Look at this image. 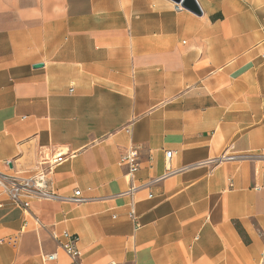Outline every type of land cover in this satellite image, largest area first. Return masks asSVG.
I'll return each mask as SVG.
<instances>
[{
    "label": "crops",
    "instance_id": "crops-1",
    "mask_svg": "<svg viewBox=\"0 0 264 264\" xmlns=\"http://www.w3.org/2000/svg\"><path fill=\"white\" fill-rule=\"evenodd\" d=\"M196 2L0 0V172L61 156V199L0 191V264H69L64 230L81 264H259L264 0Z\"/></svg>",
    "mask_w": 264,
    "mask_h": 264
},
{
    "label": "built area",
    "instance_id": "built-area-1",
    "mask_svg": "<svg viewBox=\"0 0 264 264\" xmlns=\"http://www.w3.org/2000/svg\"><path fill=\"white\" fill-rule=\"evenodd\" d=\"M171 153V151L165 152L167 161L169 160ZM233 159H235V156L233 155H222L219 158V160ZM60 161V155L52 156L51 159L41 160V162L38 164V168L30 176H17L0 172V191L4 193L11 202L23 210H27L29 208L30 202L35 199H61V197L56 196L48 188V176L51 173L54 165L58 164ZM120 162L128 166V176L131 179L134 172L138 169L136 149L130 148L127 153L121 157ZM5 164L8 166L9 162L5 161ZM134 189L135 187L130 186L129 190L122 194L130 195ZM65 199L73 203L85 201V198L81 196L79 190H75L73 196ZM129 205L130 208L128 211V216L133 222H135V228H137L138 224L136 223V214L132 207V201ZM53 238L57 241V245L60 250L69 259V264H81L80 251L77 247V234L64 230L58 235H53ZM41 259L43 264H51L56 260V253H44L41 255ZM107 264L114 263L111 262ZM259 264H264V247L261 251Z\"/></svg>",
    "mask_w": 264,
    "mask_h": 264
},
{
    "label": "water",
    "instance_id": "water-1",
    "mask_svg": "<svg viewBox=\"0 0 264 264\" xmlns=\"http://www.w3.org/2000/svg\"><path fill=\"white\" fill-rule=\"evenodd\" d=\"M173 2L177 3L180 5V7L196 14V15H200L201 14V10L200 7L198 6L196 0H172ZM41 64H36L34 65V67H40Z\"/></svg>",
    "mask_w": 264,
    "mask_h": 264
},
{
    "label": "trees",
    "instance_id": "trees-1",
    "mask_svg": "<svg viewBox=\"0 0 264 264\" xmlns=\"http://www.w3.org/2000/svg\"><path fill=\"white\" fill-rule=\"evenodd\" d=\"M217 18L220 17L219 15L216 16ZM236 227L238 228V230L241 232L240 228L238 225H236Z\"/></svg>",
    "mask_w": 264,
    "mask_h": 264
}]
</instances>
